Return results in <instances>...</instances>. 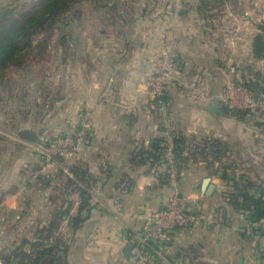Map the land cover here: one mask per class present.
Wrapping results in <instances>:
<instances>
[{"label":"crops","instance_id":"1","mask_svg":"<svg viewBox=\"0 0 264 264\" xmlns=\"http://www.w3.org/2000/svg\"><path fill=\"white\" fill-rule=\"evenodd\" d=\"M182 4L160 2L158 12L167 13L158 15L151 28H143V23L122 35L103 31L86 39L71 62L74 75L65 67V77L59 80L55 114L45 116L46 128L32 114L40 102L37 88L25 93L24 103L31 111L26 123L18 114L7 118L0 105V125L11 130L0 136V195L16 196L26 189L30 205L25 216L33 222L51 217L56 206L64 207L68 213L62 230L71 237L68 264H136L124 258L122 249L141 234L147 211L163 208L171 193L165 166L154 158L155 146L173 145L181 138L185 142L180 190L186 207L200 218L192 232L183 233L170 247L171 263L264 264L260 226L250 225L245 214L229 206L232 183L222 179L225 166L231 164L229 170L234 164L241 171L236 178L264 185V58H254L252 42L258 31L249 29L259 23L247 18L245 26L229 13L218 26L216 20L207 24L196 11V0L191 7ZM227 26L232 28L230 35ZM166 50L176 56L175 70L160 105L150 97L144 80L154 69L155 57ZM235 75L238 82L257 87V108L251 115L227 113L222 104L225 87L237 82ZM214 100L220 114L206 110ZM82 116L90 127V140L74 158L58 159L42 170L36 142L54 136L55 130H70ZM212 153L223 156L213 161ZM74 168L85 172L86 187L76 180L72 192L66 181L74 179ZM39 169L51 178L41 182L43 178H36ZM61 177L59 184L55 179ZM206 178L214 187L210 195L201 189ZM82 186L88 190L91 211L74 229L67 221L77 214ZM2 203L1 212L8 204ZM18 204V197L11 198L9 209Z\"/></svg>","mask_w":264,"mask_h":264},{"label":"rangeland","instance_id":"2","mask_svg":"<svg viewBox=\"0 0 264 264\" xmlns=\"http://www.w3.org/2000/svg\"><path fill=\"white\" fill-rule=\"evenodd\" d=\"M40 1L42 0H0V8L3 10L11 6V14H22L26 9L34 5L39 6L37 3ZM169 1L171 0H75L71 8L64 13L66 15H64V21L57 22L53 29L47 33L39 32L30 36L26 42H22L20 46L22 50L17 54L15 64L11 63L5 70H0V105L4 106L5 116L7 118H12L15 114H18L17 116L20 118V121L25 122V117L28 115L30 116L29 113L31 112L28 111V105L24 103L26 97L25 93L27 90L32 92L34 88H37L40 102L32 114H35L37 121L41 118L43 121L42 127L46 128L48 124L45 116L49 114V116L52 117L53 114H55V104L58 100L56 96H58L60 85L59 80L62 81L65 77V67H69L71 76L74 75L71 62L75 60L74 56L77 51H82L84 48L86 39L90 36L103 34V31H106L105 34L109 32V35L110 33L115 34L116 32L122 35L127 33V31L131 32L132 25L141 24L142 26L143 23H146V26H143V28H151L155 21L158 20V15L163 16L167 13L166 10L158 12L160 2L165 3ZM178 1H181L184 7H191L189 3L195 0ZM196 1L198 3V5H196V11L207 24H211V20H216L215 24L218 26L219 23H222V19L230 13L233 16L234 14L237 15L242 25L245 26L247 25L246 19L252 18L250 19L252 20L251 22L255 24L260 23L262 26L258 29L255 25H249V29L251 31L253 29L256 31L257 29L258 34H264V0ZM4 13L2 14L4 15ZM227 27H225V32H228L230 35L232 28L229 26L227 29ZM253 33L255 32L253 31ZM28 42L29 44L26 45ZM165 52L155 57L154 64L157 63L158 59ZM44 78L45 80L43 81ZM70 78L71 77L67 78V84L69 83V85L74 83L73 79L70 81ZM6 125H9V122ZM62 130L60 132H58L59 130H55L53 134L56 133L55 135H59L69 131L67 128L65 131ZM7 131H11L10 128L8 129L6 126L3 127L0 125V136H4ZM16 135L17 132H14V137H16ZM6 150H8V144L6 140H4L2 148V151L5 153L4 157L8 156ZM232 168H234V164H232L231 169ZM237 170L241 173L239 168ZM48 175L49 174H42V171L39 169L36 178H43L41 180V182H43L51 178ZM56 176L59 175L56 174ZM60 176L63 177L65 174L62 172ZM62 177L58 180L55 179L57 183L62 184ZM10 179H7L6 183H10ZM67 180L66 184L71 185L73 192L74 186L70 183L73 179L67 177ZM7 186L8 185L5 187L7 188ZM56 188L59 189L57 186ZM55 192L57 194L58 191ZM56 194L55 196L57 197L58 195ZM26 195H28L26 189L16 196H11L10 192L0 195V202L8 203L4 206L6 207L5 210H3V212L0 211V256L9 258L12 264H24L28 262L24 260L23 263H20L23 259L21 256L22 253H31V244L38 242L42 237L38 234V231L48 225L49 221L55 217L57 211L64 210L63 206H56V212L51 217L45 219L37 218L38 220L35 218L36 221L33 222L34 218L25 216L26 209L30 205L28 202L29 197ZM52 195L54 194L52 193ZM16 197L20 200V205L14 206L17 209L13 207L10 208V210L9 204L11 198ZM69 203L73 204V201ZM66 208H68V206ZM69 208H71V206H69ZM62 224L63 221H61L59 228L54 232L50 241L41 242L44 244H48L49 242L52 244L61 242V245L63 244L67 247L71 237L67 231L62 230ZM67 225H69V223ZM261 253L262 259L264 251H261ZM31 257L32 255H30L29 258ZM1 264L3 263L1 262Z\"/></svg>","mask_w":264,"mask_h":264},{"label":"trees","instance_id":"3","mask_svg":"<svg viewBox=\"0 0 264 264\" xmlns=\"http://www.w3.org/2000/svg\"><path fill=\"white\" fill-rule=\"evenodd\" d=\"M74 2L75 0H42L37 3L39 6L34 5L33 7L26 9V11L22 14H11V6H8L3 10L0 8V70H5V68L10 66L11 63L15 64V58L22 50L20 48L22 42H26L30 36L39 32L47 33L53 29L57 22L64 21V13L71 8V5ZM2 13H4V15ZM28 44L29 42L26 43V45ZM252 53L256 59L264 58V34H258L253 39ZM243 85L252 93L255 100L254 94L257 91V87H252V85L247 83H243ZM226 111L227 113L235 114L237 116L241 114L245 115V111L242 110L226 109ZM184 142L185 140L181 138L173 144V151L180 174L181 164L184 159ZM165 145L166 144H158L155 146L156 152L154 158L156 160L161 159ZM211 156L214 161L220 160L223 154L212 153ZM230 166L231 164L225 166L222 175V179L224 181L232 183L233 189L228 194V204L234 210L245 214L250 225H259L261 230L260 236H264V185H258L248 179H242L243 176L235 178L234 175H228L226 170L230 168ZM71 173L74 177L73 181H70L71 184L76 185L75 181L78 180V182H82V184L85 185L84 187H86L84 182V171L76 170L74 168L71 170ZM84 187L82 186V188L79 189L81 201L77 214L75 216L68 217V223L74 229L79 228L83 224L87 218L86 214L91 211V208L89 207L90 196L88 190ZM67 213L68 212L64 210L57 211L55 217L49 221L48 225L38 231V234L42 237L38 242L31 244V253H22L21 256L23 259L20 263L27 260L28 262L24 264H68V246L65 247V245H61V242H57L55 244L50 242L48 244H44L41 242L50 241L54 232L59 228L61 221L65 220ZM30 255H32L31 258H29ZM262 258L264 259V256ZM0 261L3 264H12L9 258L3 256H0Z\"/></svg>","mask_w":264,"mask_h":264},{"label":"built area","instance_id":"4","mask_svg":"<svg viewBox=\"0 0 264 264\" xmlns=\"http://www.w3.org/2000/svg\"><path fill=\"white\" fill-rule=\"evenodd\" d=\"M176 56L166 51L154 64V69L144 80L146 89L157 104L163 105L166 87L173 79ZM230 83L221 95L226 109L242 110L251 115L256 111L257 103L252 93L242 82ZM91 138L87 119L82 116L69 131L49 138H41L34 145L38 163L42 170L50 163L61 159H72L78 150ZM161 160L165 166V177L171 193L163 208L149 209L145 214L142 232L134 241L136 264H172L169 249L180 241L185 232H192L198 224L200 215L186 207L180 190V177L173 151V145H165ZM228 175L239 176L237 169L227 170ZM133 243V242H132Z\"/></svg>","mask_w":264,"mask_h":264},{"label":"water","instance_id":"5","mask_svg":"<svg viewBox=\"0 0 264 264\" xmlns=\"http://www.w3.org/2000/svg\"><path fill=\"white\" fill-rule=\"evenodd\" d=\"M261 24L259 23L257 25L258 29L261 28ZM263 33H264V29H263ZM206 110L211 112V113H218L220 114L221 113V110H220V106L219 104L214 100L213 101V104L211 105V107H206ZM33 140H34V137H33ZM201 189L204 191V193L206 195H210L214 189V187L212 186V184H210V179L209 178H206L202 184H201ZM135 245L136 243L133 242L131 244H128L126 245L123 249H122V255L124 256V258L129 261L131 258L134 257V254L132 253V251L134 250L135 248ZM0 264H1V261H0Z\"/></svg>","mask_w":264,"mask_h":264}]
</instances>
